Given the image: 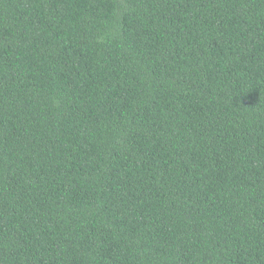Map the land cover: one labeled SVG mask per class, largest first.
Instances as JSON below:
<instances>
[{"label":"trees","instance_id":"16d2710c","mask_svg":"<svg viewBox=\"0 0 264 264\" xmlns=\"http://www.w3.org/2000/svg\"><path fill=\"white\" fill-rule=\"evenodd\" d=\"M0 264H264V0H0Z\"/></svg>","mask_w":264,"mask_h":264}]
</instances>
